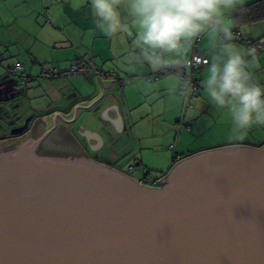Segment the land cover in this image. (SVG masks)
Here are the masks:
<instances>
[{"label":"water","instance_id":"1","mask_svg":"<svg viewBox=\"0 0 264 264\" xmlns=\"http://www.w3.org/2000/svg\"><path fill=\"white\" fill-rule=\"evenodd\" d=\"M102 91L73 111L88 107L76 133L94 157L39 152L58 119L76 121L61 113L0 147V264H264V145L196 153L149 186L115 167L135 141L120 113L91 108Z\"/></svg>","mask_w":264,"mask_h":264},{"label":"crops","instance_id":"2","mask_svg":"<svg viewBox=\"0 0 264 264\" xmlns=\"http://www.w3.org/2000/svg\"><path fill=\"white\" fill-rule=\"evenodd\" d=\"M254 1L256 0H247L246 4ZM231 15L232 13L229 19L234 23L233 29H237L242 38L255 41L264 37V19L237 24ZM131 24L134 28L135 22L132 21ZM214 42H217V38L211 34L199 38L197 52L205 55L208 58V63L197 71L200 92L193 98L192 106L184 110V98L177 89L178 81L174 68H167L168 71L158 79L151 81L144 79L158 71H152L146 64L129 62L131 37L105 35L104 31L96 25L89 0H0V55L2 58L0 61V86H4L2 90L5 91L15 90L12 87L11 77L5 72L4 62H7L8 65L20 62L25 64L30 72V69L39 71L40 68L50 65L66 67L78 57L90 55L98 67L114 70L129 80L122 85L109 78L98 80L93 76H72L65 80L45 81L40 84V87L46 95L52 97L53 103L59 102L62 95L66 94L74 98L64 101L66 103L64 108L47 102L48 106L37 110L38 114L35 117L42 118L44 121V119H49L52 114L61 113L63 117L70 119L78 104L92 102L95 97L100 95L101 84L107 85L111 81L110 86L103 88V96L90 105L91 108L96 106L95 113L101 116L103 121L114 119L120 113L124 124L128 127L133 124L138 126L137 124L142 123L140 121L143 120L153 128L166 125V129L159 130L157 133L156 130L151 132L153 133L152 137L155 135L154 133H156V137L170 133L173 135V128L182 117L184 122H188L190 125V132L181 131L179 134L176 132L174 155L178 158H175L174 155L167 156L164 172L161 171V174L156 178L160 179L177 161L202 151L231 145L251 147L264 145V136L256 138L254 134L247 135L248 138L246 137L242 142L231 140V123L228 114L216 111L207 98L203 81L207 75L212 54L211 45ZM233 42L242 51L251 48L241 42ZM191 52L190 48L182 62L190 56ZM256 56L257 67L254 72L259 81L264 83V50L256 51ZM31 84L29 82V86ZM13 100L16 101V99ZM110 103L112 104L109 108ZM86 108L88 107L77 108V114L79 109L85 110ZM73 119L77 121V115ZM76 121L71 122L70 120L64 124L58 119V124L69 135L68 140L66 139L67 143L75 148H80V153L88 152V145L94 144V141H87L83 132L81 135L76 133L77 126L83 124L81 121L80 123ZM45 122V126L41 124L42 122L39 123L43 129H47L50 125L49 120ZM85 128L97 131L95 127L85 126ZM258 128L261 129V127ZM255 129L257 128L253 127L251 130ZM217 130L225 132L217 135ZM221 136L223 138H220ZM204 139L210 140V147L202 142ZM134 141L137 142L136 138ZM141 153L139 146L135 143L134 151L126 157L129 160L125 171L115 167L130 178L151 186L152 184L147 182L146 176V173L149 174V167L145 164ZM89 155L94 157V153H89ZM130 165H133L132 170L128 169ZM136 166H140L141 170H136ZM142 169L145 171L143 175L140 174ZM153 185L159 186V183L156 182Z\"/></svg>","mask_w":264,"mask_h":264},{"label":"clouds","instance_id":"3","mask_svg":"<svg viewBox=\"0 0 264 264\" xmlns=\"http://www.w3.org/2000/svg\"><path fill=\"white\" fill-rule=\"evenodd\" d=\"M91 13L105 35L131 37L130 63L152 71L178 68L192 43L211 34V59L203 88L213 108L230 118V139L242 142L253 127H264V83L256 77V49L242 51L233 41L236 11L247 0H89ZM134 21V28L131 22ZM187 96L192 85L178 81Z\"/></svg>","mask_w":264,"mask_h":264},{"label":"rangeland","instance_id":"4","mask_svg":"<svg viewBox=\"0 0 264 264\" xmlns=\"http://www.w3.org/2000/svg\"><path fill=\"white\" fill-rule=\"evenodd\" d=\"M3 64L5 65V72L12 79V87H14L15 90L10 89L11 90L10 92L7 90L5 92V95L8 97L4 96L0 98V135L1 134L3 135L12 134V132L14 131L13 129H15L17 125L28 123V121H30L31 119L37 120L38 118L35 117L38 114L37 110L39 109L42 110L43 108H46L48 106V103L54 104V105L57 104L56 106H60L64 108V106H66V103H64V101H70L74 98L73 96L66 94V95H62L61 97L62 99L59 102L53 103L51 99L52 97H50L49 95H46L43 89L40 87L41 83H44L45 81H53V80L35 78L33 80H30V79L27 80L28 82L21 81L19 78L12 76L11 74L7 72V68L13 64L8 65L7 62H4ZM23 65L25 66V64ZM25 69L30 75H35V76L37 75L38 69L37 70L30 69L31 70L30 72L28 71L27 66H25ZM77 76H84V75H77ZM145 78L146 77H144V79ZM61 79L65 80L67 78H59V80ZM55 80H58V79H55ZM148 81H151V80H148ZM29 82L32 83L30 86H29ZM1 87H4V86H1ZM11 92H12V96L11 95L9 96V93ZM10 98L11 100H9ZM13 99H16V101ZM79 110L80 111L77 114L78 120L76 121L78 123H80V121L81 122L83 121L84 114H85L84 113L85 110H81V109ZM181 119H183V117ZM180 121L182 120H178V122L175 124L176 127L173 128L174 130L173 135L170 133V134L163 135L161 137H156V133L159 130L166 129L167 128L166 125L156 126V128L155 127L153 128L149 125V123H146V121L143 120V121H140L142 123L137 124L138 126H135L133 124L131 127H129V131L132 135V138L134 140L136 138L137 142L135 143L137 146H139V151L142 152L141 156L143 155L142 158L145 164H147V166L149 167L148 169L149 174L146 173V176H147V182L151 183L152 185L156 183L154 180L161 174L160 172L161 171L164 172L163 168H165L164 165L167 164V160H166L167 156L174 155L175 153L174 137L176 136V132L177 134H179L181 131L185 133L187 132L186 130L181 129L179 125ZM256 128L257 129L255 130L249 131L248 136L252 134H254L256 138L264 136V127H261V129H259L257 126ZM31 129L32 127L30 128V130ZM154 130H156L155 131L156 133H154L155 135L152 137L151 135L153 133L151 132H153ZM190 131L191 129L188 130V132ZM216 132H217V135H219L220 133L225 132V131L217 130ZM27 133H25V135ZM35 133L36 132H34V134ZM14 134H16L17 136L19 133H14ZM65 134L67 138H69V135L67 133ZM33 138H36V134L34 135ZM220 138H223V136H221ZM202 142L206 143V145L210 147L209 139H204ZM170 146H173V149H171ZM88 152L90 154L92 153L91 151H88ZM126 157L128 156L122 157L120 160H118L115 163V165L118 168H120L122 171H125V167L127 166V163L129 160ZM136 170H141L140 166H136ZM143 173H145V171H143L142 169L140 174L143 175ZM153 186H156V185H153Z\"/></svg>","mask_w":264,"mask_h":264},{"label":"built area","instance_id":"5","mask_svg":"<svg viewBox=\"0 0 264 264\" xmlns=\"http://www.w3.org/2000/svg\"><path fill=\"white\" fill-rule=\"evenodd\" d=\"M234 33V41L241 42L248 45L251 48L256 49V51L264 50V37H261L255 41H249L242 38L241 33L237 29L232 30ZM200 38V37H199ZM199 38H197L191 46L192 52L189 57H187L178 68H174V73L178 81L188 80L191 82L192 90L187 95L184 96V110L192 106L193 98L200 92V86L197 79V71L208 63V58L197 52V45ZM1 60V55H0ZM168 69L158 71L152 76L146 77V80L158 79L161 75L167 72ZM7 72L12 76L19 78L21 81H27L29 79L41 78L47 80H54L59 78H69L77 75L93 76L95 79L109 78L120 85L126 82V77H120V75L114 70H105L97 65H95L92 57L90 55L78 57L74 62L70 63L66 67H57L54 65L45 66L39 69L37 75H30L25 69L24 65L20 62H16L7 68ZM98 77V78H97ZM179 122L181 129L186 131L190 130V125L184 122L183 119ZM173 149V146H170ZM175 158H178L174 155ZM129 170L133 169V165L128 167ZM159 179V178H158ZM156 179L155 182H159ZM140 183H143L140 181ZM160 183V182H159ZM144 184V183H143Z\"/></svg>","mask_w":264,"mask_h":264},{"label":"flooded vegetation","instance_id":"6","mask_svg":"<svg viewBox=\"0 0 264 264\" xmlns=\"http://www.w3.org/2000/svg\"><path fill=\"white\" fill-rule=\"evenodd\" d=\"M2 89L4 88L0 86V98L4 96L8 97L5 95V92L7 90L5 91ZM10 95L12 96V93H9V96ZM9 100H11V98ZM39 123H40V119L39 120L31 119L30 121H28V123L20 124L21 126L17 125V127L13 129L14 131L12 132V134L9 135L1 134L0 147L3 148L12 147L18 142L27 139L29 135H32L31 132H33L32 131L33 129L30 130L32 124L34 126L33 128H35L34 132H36L35 133L36 138L41 136L46 129H43ZM14 133H19V134L16 136V134ZM25 133L27 134L25 135ZM65 133L66 131L63 129V127L58 125L55 129H53L41 140L40 144L38 145L39 152L55 153V154H82L80 153V148H75L70 143H67L68 138Z\"/></svg>","mask_w":264,"mask_h":264},{"label":"trees","instance_id":"7","mask_svg":"<svg viewBox=\"0 0 264 264\" xmlns=\"http://www.w3.org/2000/svg\"><path fill=\"white\" fill-rule=\"evenodd\" d=\"M245 11L233 12L231 17L237 23H247L264 19V0H256L245 5Z\"/></svg>","mask_w":264,"mask_h":264}]
</instances>
